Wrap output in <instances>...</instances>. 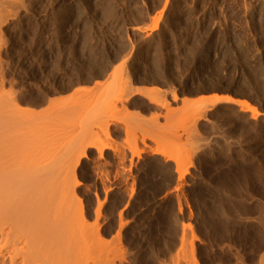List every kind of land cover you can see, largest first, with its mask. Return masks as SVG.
<instances>
[{"label":"rangeland","instance_id":"374dc122","mask_svg":"<svg viewBox=\"0 0 264 264\" xmlns=\"http://www.w3.org/2000/svg\"><path fill=\"white\" fill-rule=\"evenodd\" d=\"M0 120L60 264H264V0H0Z\"/></svg>","mask_w":264,"mask_h":264},{"label":"bare ground","instance_id":"6f19581e","mask_svg":"<svg viewBox=\"0 0 264 264\" xmlns=\"http://www.w3.org/2000/svg\"><path fill=\"white\" fill-rule=\"evenodd\" d=\"M229 100V99H228ZM239 104H241L242 106H244V107H246V108H249L250 110H252L253 112L255 111L254 110V108H252L247 102H239ZM254 113H256V112H254ZM16 114V113H15ZM17 115V114H16ZM3 116V115H2ZM1 116V117H2ZM4 117H6L5 118V121L8 119L7 118V116H4ZM3 118V117H2ZM1 118V119H2ZM1 121V120H0ZM8 121V120H7ZM6 121V122H7ZM3 122V121H2ZM2 122H1V124H2ZM13 125H14V123H13ZM1 126V125H0ZM3 126V125H2ZM5 126V125H4ZM8 126V125H7ZM22 127V126H21ZM5 128H3V130H4ZM8 129V128H7ZM21 129V128H20ZM15 130V129H14ZM0 131H1V129H0ZM23 131V130H22ZM4 132V131H3ZM16 132V131H15ZM7 133H8V135H7ZM17 133V132H16ZM17 134H19V133H17ZM17 134H15L14 133V137L17 135ZM5 136V137H2L3 139H5V140H3L2 138H1V136ZM21 135H22V133H21ZM1 136H0V138H1V140L4 142V145L5 144H9V143H6L7 142V140L9 139V138H11V137H9L8 139H7V137L8 136H10L9 135V131L7 132H4V134L2 133L1 134ZM7 136V137H6ZM18 136V138H20L19 137V135H17ZM17 138V137H16ZM16 138H15V140H16ZM23 138H25V134H24V136H22V138H21V140L23 139ZM7 139V140H6ZM12 139V138H11ZM1 140H0V142H1ZM20 140V139H19ZM25 140V139H24ZM9 141H11V140H8V142ZM17 141V140H16ZM23 141V140H22ZM22 141H20V142H22ZM25 141H27V140H25ZM24 141V142H25ZM12 142V141H11ZM18 142V141H17ZM16 142V144L17 145H19L20 143H17ZM2 143V142H1ZM3 144V143H2ZM1 144V145H2ZM23 143H21V145H22ZM1 145H0V147H1ZM3 145V146H4ZM17 145H16V147H17ZM1 147V148H3L4 149V147ZM11 145H9V146H7V147H9V148H11L10 147ZM5 147H6V145H5ZM8 148V149H9ZM12 149V148H11ZM10 149V150H11ZM17 150H18V148H17ZM3 151V150H2ZM13 151V150H12ZM5 151H3V153H4ZM2 152L0 153V155H2L3 154ZM12 153V152H11ZM6 154H8V153H6ZM3 156V155H2ZM20 155H18L17 157H19ZM6 157V156H5ZM14 157H15V154H14ZM23 157V156H22ZM21 157V158H22ZM4 158V157H3ZM2 158H0V160H1ZM5 159H7V158H4V160ZM15 159H17V158H15ZM23 159V158H22ZM8 160V159H7ZM6 160V161H7ZM2 162H0V163H4V161H3V159L1 160ZM5 161V162H6ZM14 161V160H13ZM22 161H24V160H22ZM21 161V162H22ZM8 162V161H7ZM11 163V162H10ZM9 164V163H8ZM7 164V166H8V168H7V171L5 170V169H3V166L1 167V165H0V167L3 169V171H2V169H1V171L2 172H0L1 173V175H0V179H1V182H0V264H29V262H30V264H34L33 262H35V263H37V264H60V262H59V258H61V259H63V258H66V257H62V256H64L65 254L63 253L64 251H62L61 252V250H62V248L61 247H63V245L61 244V246H60V242L62 241L61 239H60V232H63V231H71L70 230V228H69V230H67L68 229V227L67 226H63L62 228H66L67 227V229H63V231H61L62 230V228L60 229L59 228V226H60V224H59V222L60 221H63V220H59V218H57V216H61V214H59L58 215V213L59 212H56V208H57V204L61 201V199H60V201H58V203H56L54 200H56L57 201V197L54 195L55 193L53 192L54 190V187L57 185V181L56 180H54L53 182H57V183H55V186L54 187H52L51 186V184H49L48 183V180H46L47 182V184H48V186L46 185V189H45V187L43 186L42 187V189H43V191L41 190V183L43 184V182L41 181V180H38V181H41V183H37V184H40L39 185V187H38V185H36V181H37V179L36 180H33V182H34V184H35V186H37L38 187V189L36 190H34V188L35 187H32V188H30V190L29 191H27L26 189H25V191H24V188L22 189V190H20L19 189V187H23V186H26L27 184L25 183V184H23V186L21 185L22 184V177H23V181L26 179H28V177L26 178L25 177V179H24V176H21V177H19L21 174V172L20 173H18V169L20 168L19 166L22 164H20L18 167L19 168H14V169H12L9 165ZM19 163H18V161H17V163H16V165H18ZM13 165V164H12ZM24 165V164H23ZM23 165H21V167H23ZM15 166V165H14ZM4 168H5V166H4ZM16 169H17V171H16ZM28 169V168H27ZM4 170H5V172H4ZM11 170H13L12 172H13V175H15L14 173H15V171L17 172V175H19V176H17V175H15L14 177L16 178V176H17V179H18V181L16 182L15 180H17V179H15V178H11V176H12V172H11V174H10V176H9V178H8V175H9V171ZM20 170V169H19ZM22 170V169H21ZM25 171V170H24ZM28 170H26V172H27ZM38 171V172H37ZM36 172L37 173H39V170H37ZM7 174L8 172V174L5 176V174ZM7 172V173H6ZM34 172H35V170H34ZM41 172V171H40ZM3 173V174H2ZM23 173V172H22ZM31 173H32V171H31ZM24 174V173H23ZM36 174V173H35ZM35 174H33L34 175V179H35ZM39 174H43V173H39ZM39 174H37V178H39L40 176H39ZM28 175V174H27ZM3 176H4V178H3ZM42 176V175H41ZM6 177V178H5ZM13 177V176H12ZM19 177V178H18ZM30 177V176H29ZM44 177H45V175H44ZM47 178V177H46ZM4 181H6L5 179H7V181H6V183H7V185H6V183L4 184V182H2L3 180ZM11 180V183L12 182H14V183H18V182H21V184H19L18 183V190H17V188L16 189H14L13 187L15 186H17V185H15L14 183H12V185H14V186H11V183H8V182H10L9 180ZM12 179H14V181L12 180ZM19 179L21 180V181H19ZM33 179V177H31V180ZM30 180V179H29ZM43 181H44V179H43ZM51 181V180H50ZM25 182V181H24ZM23 182V183H24ZM52 182V181H51ZM2 183L4 184V185H2ZM31 184H33V183H31ZM33 184V185H34ZM32 186V185H31ZM27 188L28 187H30V184H29V186H26ZM25 187V188H26ZM36 187V188H37ZM48 187H50V188H48ZM51 187L53 188V189H51ZM32 189V190H31ZM47 189H50V190H47ZM46 190V191H45ZM53 190V191H52ZM56 190V189H55ZM45 191V192H44ZM47 192V195H49L50 194V196L48 197L47 195H46V197H44L45 195H44V193H46ZM52 192H53V195H52ZM56 192H58V191H56ZM49 193V194H48ZM44 195V196H43ZM51 196H55V198L56 199H54L53 197H51ZM58 196V195H57ZM44 197V198H43ZM47 199V200H43V199ZM50 198H52V199H54L53 201H52V199H51V201L53 202V203H49V201H50ZM59 198V197H58ZM23 200H25V204L24 203H22V202H24ZM28 200H29V202L31 203V206H29L30 205V203L28 204ZM41 200H43V201H41ZM49 200V201H48ZM46 203H45V202ZM18 202H20V205H19V203ZM43 204H42V203ZM16 203V204H15ZM26 203L28 204V206H26ZM34 203V204H33ZM38 203H41L42 204V206H40V204H39V208L40 209H38V211L40 212L41 211V209L42 208H44L43 210H49L50 212H49V214L50 215H48V216H51L52 214H54V213H56V214H54V216L52 217V219L54 218V221L50 218V220H49V218L48 219H46V217H48V216H45V220H47V222H50V224L47 226V225H44L46 222H45V220H44V216L42 215V214H44V212H40L41 214H39L38 213V216H35V215H37V214H35V213H37V210H35V209H37V207H38ZM49 203V204H48ZM56 203V204H55ZM18 204V205H17ZM46 204V205H45ZM52 204V205H51ZM17 205V207L16 208H20V209H22V210H24V212H22L19 208V210L18 209H16L15 208V206ZM22 205V206H21ZM32 205H34L33 206V208H32ZM61 205L63 206V204H62V202H61ZM23 206H25V207H23ZM36 206V207H35ZM51 206V207H50ZM26 207L28 208V209H26ZM42 207V208H41ZM45 207L47 208L48 207V209H45ZM49 207H50V209H49ZM52 207L54 208V209H52ZM31 208H32V210H31ZM35 208V209H34ZM63 208V207H62ZM30 209V210H29ZM52 209V210H51ZM59 209H61L60 208V203H59V205H58V210L57 211H60ZM17 210L20 212H18L17 213ZM27 210H29V211H31V212H27ZM35 210V212H33ZM54 210V212L53 213H51L52 211ZM13 212V213H12ZM25 212L27 213V215L25 214ZM61 212H62V210H61ZM15 213V214H14ZM16 213H17V215H16ZM22 213H24L25 214V216L24 217H22V215H24V214H22ZM34 213V214H33ZM47 213V212H46ZM45 213V214H46ZM18 214H21V217L18 215ZM29 214H32V216H35V217H39L40 215H42V216H40L39 217V222H38V225H39V223H40V225L39 226H34L33 224H31V221L32 220H34L33 218H35V217H32V220L30 221V219H31V216L29 215ZM12 215H15V217H13ZM29 216H30V219H29V224L31 225V226H34V227H36V229L34 230V231H36V235H37V233H38V235H37V237L34 235V237L32 236L31 238L32 239H34L33 240V242H31V238H27V237H30V235H28V232L27 231H29V234H32V231H31V229L33 230L34 229V227H32L31 229H27V231H26V228L24 227V226H28V228H29V226L30 225H28V222H27V220H25V219H23V218H29ZM12 217L15 219H12ZM17 217H18V219L19 220H17ZM21 218V220L23 221V222H19V221H21L20 220V218ZM10 218V219H9ZM27 218V219H28ZM61 218H63V217H61ZM40 219H42V220H40ZM13 220V221H12ZM67 220V219H66ZM24 221L25 222H27V224L26 225H23V223H24ZM36 221V220H35ZM38 221V220H37ZM41 221H43V223L44 224H42V222ZM66 222H68V220L66 221ZM22 226H20V228L18 229V227H19V224ZM70 223V222H69ZM37 224V223H36ZM63 224V223H62ZM43 225V226H42ZM45 226H47V227H45ZM23 229V230H21L20 231V229ZM44 228H45V230H44ZM19 230V233L17 232ZM27 233V235H25L26 233ZM33 231V232H34ZM73 231V230H72ZM15 232H17L18 234H19V237L18 236H16V238H15V235L17 234V233H15ZM20 232H21V237H20ZM25 233V234H23V233ZM64 232V233H65ZM72 233V232H71ZM17 234V235H18ZM73 234V233H72ZM13 235H14V237H13ZM66 235H69V232L66 234ZM71 235V234H70ZM23 236L25 237V239L27 238V240H21V239H23ZM27 236V237H26ZM74 236V235H73ZM70 237V236H69ZM68 238V237H67ZM62 239H64V238H62ZM73 239V238H72ZM19 240V241H18ZM70 240V239H69ZM68 240V241H69ZM74 240H76V238L74 239ZM16 241H17V245H20L21 243V241H22V243L24 242L25 244H29V245H26V246H23L22 248L23 249H27L26 251L24 250H19L21 253H23L22 255H20V254H17L19 251H18V249L21 247V245H24V243L23 244H21L20 245V247L19 246H17L16 245ZM26 241L28 242V241H30V243L28 242V243H26ZM65 241V244H67V242H66V240H64ZM74 242V241H73ZM69 245H70V243H68ZM74 244V243H73ZM17 247H16V246ZM15 246V247H14ZM31 246V247H30ZM68 246V245H67ZM67 246H66V250H67ZM71 247H69L71 250H72V248L74 247V245H73V247H72V245H70ZM27 247V248H26ZM29 247V248H28ZM13 248L15 249V253L17 254V256L13 253L14 251H13ZM21 248V249H22ZM75 248V247H74ZM16 249H17V251H16ZM28 249H29V251H28ZM30 249H31V251H30ZM23 251V252H22ZM68 251V250H67ZM66 251V252H67ZM69 252H71L70 250H69ZM60 253L61 254H63L62 256H60ZM72 254V253H71ZM69 257H70V255H69ZM20 260V261H19ZM65 260V259H64ZM64 260H62V261H64ZM32 261V262H31ZM68 260H66V262H67ZM63 263V262H62Z\"/></svg>","mask_w":264,"mask_h":264}]
</instances>
